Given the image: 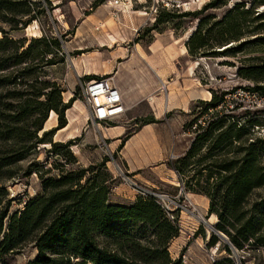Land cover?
<instances>
[{
  "label": "rangeland",
  "instance_id": "374dc122",
  "mask_svg": "<svg viewBox=\"0 0 264 264\" xmlns=\"http://www.w3.org/2000/svg\"><path fill=\"white\" fill-rule=\"evenodd\" d=\"M210 1L104 0L93 8L94 0H51V10L42 1L46 17L41 14L38 21L8 32L14 41L26 39V46L33 39L45 38L32 49L30 57L36 56L37 60L31 65V76L26 77L24 85L0 86V95L5 96L0 99V157L8 158L11 163L8 169L14 175L5 183L9 213L22 210L28 200L41 193L40 177H57L60 165L65 170L92 166L93 172H100L102 168L97 166L106 160L110 204L129 206L139 198L151 197L158 202L163 199L165 204L161 205L173 209L179 232L168 246L171 261L180 264H212L213 260L220 264H264V248L245 246L236 249L215 229L218 219L215 215L209 216L205 197L192 191L196 181L204 185L203 179L191 180L193 172L186 170L183 180L189 182L190 188L185 187L184 193L177 174L168 168L169 163L182 157L191 147L196 126L188 128V125L194 121L201 127H206V121L210 119H225L226 123L234 120L240 124L257 122L251 131L253 140L249 142L264 140V96L261 91L247 90L255 84L238 75L242 68L264 66V41L255 42L257 37L264 38V31L258 35L248 32L262 22L251 19L264 15V5L257 0H226L225 4L202 10L197 18L183 16L201 10ZM236 3L244 5L240 11L248 10L254 3L253 15L241 25L238 41L208 48L207 53L212 54L207 57H190L185 44L196 31L199 20L204 21L201 33L205 35ZM162 12L168 13L167 21L155 25L156 17ZM3 28L8 30L7 26ZM7 56V52L0 51V58ZM12 61L14 59L8 63ZM146 63L164 70V82L157 80ZM119 68L134 74L150 73L161 93H165L167 82L180 78V94L184 89L186 99H197L184 111L176 110L167 117L154 119L150 106H139L135 110V119H127L124 115L115 122L98 126L88 117L80 81L102 75L114 77ZM12 69L1 71L0 78L14 72ZM32 83L34 87L30 88ZM45 83L59 87L62 104L73 99L62 113L67 129L58 136L57 131L47 133L42 138L45 144H37L33 150H28L24 145L30 132L40 124H43V131L58 125L59 114L54 111L52 120H49L50 111L46 121H42L40 103L46 101V93L52 88L46 89L44 96L36 97V94ZM259 85L264 88V80ZM212 94L222 99L215 108L209 106ZM52 99H56L55 94ZM54 117L56 126L47 128ZM155 117L159 115L155 114ZM146 124L155 126L160 138L145 141L146 146L141 148L139 156L133 149L130 153L122 152L127 138ZM116 127H122L124 131L119 141L113 143L111 133ZM42 130L37 133L38 139L43 136ZM48 142L59 144L52 148ZM259 152V160L264 165V146L259 147ZM55 164L59 166L54 167ZM135 166H139L140 171L132 172ZM29 168L33 171L31 174L27 172ZM262 199L264 186L254 191L250 206ZM4 205L6 202L1 206ZM212 234L217 238L214 244H211ZM35 256L34 244H28L13 254L1 256L0 264H29Z\"/></svg>",
  "mask_w": 264,
  "mask_h": 264
},
{
  "label": "trees",
  "instance_id": "16d2710c",
  "mask_svg": "<svg viewBox=\"0 0 264 264\" xmlns=\"http://www.w3.org/2000/svg\"><path fill=\"white\" fill-rule=\"evenodd\" d=\"M42 1L47 9H52L51 0H0V51L8 53L7 58H0V72L11 68L14 70L0 78V86L24 85L26 77L31 76L29 69L37 58L30 57V54L34 45L43 43L45 38L33 39L26 46V39L14 41L9 38L8 32L27 27L32 21H38L41 14L46 17ZM103 1L94 0L92 7L96 8ZM257 1L264 5V0ZM225 2L212 0L201 10L183 16L197 18L202 10ZM243 7V4L236 3L205 35L201 33L204 21L200 19L196 31L185 44L189 56L207 57L212 54L207 53L208 48L238 41L241 25L253 15L252 7L240 11ZM167 15L165 12L160 13L155 25L167 21ZM251 20L262 22L252 27L249 33L258 35L264 31V15H256ZM3 26H7L8 30ZM258 41L263 42L264 38L257 37L255 42ZM12 75L14 79L9 82ZM238 75L255 84L247 90L261 91L264 96V88L259 85L264 80V66L242 68ZM34 82L37 83L36 80ZM34 84H29V87L33 88ZM49 88L52 90L46 93V101L40 103L42 121H46L48 112L54 111L59 114L58 125L43 131V124H40L30 132L25 149L33 150L35 145L45 144L42 138L47 133L66 127L62 113L73 99L62 104L59 87L50 83L38 89L36 97L41 94L44 96L43 92ZM52 94L56 95L55 100ZM3 98L5 96L0 95V99ZM221 101V98L212 94L210 108L217 107ZM206 123V127H201L195 121L188 125V128L196 126L191 147L182 157L169 163L168 168L177 174L184 193L185 187L190 188L189 182L183 180L186 170L193 172L191 180L203 179L204 185L196 181L192 191L208 199V214L218 219L215 229L225 235L232 247L240 250L245 246L262 249L264 199L251 206L249 202L254 191L264 186V165L259 160V147L264 146V140L249 142L253 140L251 131L257 122L240 124L234 120L226 123L225 119H210ZM41 130L43 136L38 139L37 133ZM48 143L52 148L59 144ZM70 158L76 163L73 156L70 155ZM105 161L97 166L102 168L100 172H93L92 166L65 170L60 165L57 177H40L41 193L28 200L22 210L9 213L5 183L14 175L8 169L11 165L8 158L0 157V206L6 202L0 207V257L34 244L36 256L29 264H180L171 261L168 251L169 243L179 232L176 215L172 214L171 218L151 197L139 198L129 206L110 204V177L105 172ZM27 172L31 174L33 171L29 168ZM34 173L37 174L36 171ZM211 236V244L216 243L215 235Z\"/></svg>",
  "mask_w": 264,
  "mask_h": 264
},
{
  "label": "crops",
  "instance_id": "0c3cea01",
  "mask_svg": "<svg viewBox=\"0 0 264 264\" xmlns=\"http://www.w3.org/2000/svg\"><path fill=\"white\" fill-rule=\"evenodd\" d=\"M150 69V71L154 74L157 80L161 83L164 82V70H160L158 67H152L150 64L146 63ZM119 77L117 80L116 77ZM114 80L116 85L119 88V91L122 95L123 104L126 109V113L124 114L127 119H135V110L139 106L148 107L150 106L153 111L154 119H159L163 117H167L170 113L176 110L184 111V108L191 102L197 99L187 98V93L182 89L180 94L181 82L180 78H177L175 81L172 79V82H167L165 93L158 92V85L154 84V78L150 73L140 74L139 72L134 74L131 71H124L119 68L117 74L114 75ZM177 83V84H175ZM177 85V86H176ZM184 98H183V97ZM151 98V99H150ZM150 99V100H149ZM155 114H158L159 117H155ZM123 115V117H124ZM56 119L54 117L52 124L47 128L55 127ZM47 124V123H46ZM44 128H46V125ZM114 131H112L111 139L113 143L119 141L120 135L123 133L124 128L116 127ZM67 129V126L64 130H58L56 135H61ZM157 138H160L159 130L152 126L151 124H146L141 126L138 130H136L130 137L127 138L126 144L122 150V152H135L138 156L140 154L141 148L146 146L147 140L156 141ZM144 165V164H143ZM133 166V165H132ZM134 171H140L139 166L132 167ZM171 171V170H170ZM173 173H175L172 170ZM204 198L203 196H199ZM207 202V209L209 206L208 200L204 198Z\"/></svg>",
  "mask_w": 264,
  "mask_h": 264
},
{
  "label": "built area",
  "instance_id": "2783aa9c",
  "mask_svg": "<svg viewBox=\"0 0 264 264\" xmlns=\"http://www.w3.org/2000/svg\"><path fill=\"white\" fill-rule=\"evenodd\" d=\"M79 80H81V78H79ZM80 84L82 89V98L88 112V117L98 126L101 124L115 122L121 119L126 113L122 95L116 85L114 77H106L102 75L96 78H91L88 81H80ZM159 200L163 203L161 201L156 202L167 214L171 215V218H173V209L169 206L161 205L165 204L164 200ZM179 208L182 209L181 207ZM215 263L216 262L213 260L212 264Z\"/></svg>",
  "mask_w": 264,
  "mask_h": 264
},
{
  "label": "bare ground",
  "instance_id": "6f19581e",
  "mask_svg": "<svg viewBox=\"0 0 264 264\" xmlns=\"http://www.w3.org/2000/svg\"><path fill=\"white\" fill-rule=\"evenodd\" d=\"M208 95L210 96V94H208ZM53 116H54V113H53V112H51V113H50L49 120H52ZM65 128H66V127H65ZM65 128H63V130H64ZM198 220H199V219H198ZM199 221H201V220H199Z\"/></svg>",
  "mask_w": 264,
  "mask_h": 264
},
{
  "label": "water",
  "instance_id": "95a60500",
  "mask_svg": "<svg viewBox=\"0 0 264 264\" xmlns=\"http://www.w3.org/2000/svg\"><path fill=\"white\" fill-rule=\"evenodd\" d=\"M210 229L212 230V231H214V229L213 228H211L210 227ZM223 239H226L223 235H221V234H219Z\"/></svg>",
  "mask_w": 264,
  "mask_h": 264
}]
</instances>
